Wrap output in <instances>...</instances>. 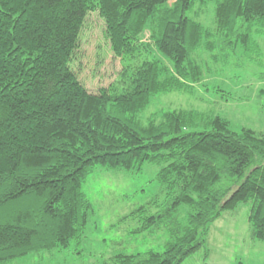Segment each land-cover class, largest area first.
I'll list each match as a JSON object with an SVG mask.
<instances>
[{"label":"trees","instance_id":"1","mask_svg":"<svg viewBox=\"0 0 264 264\" xmlns=\"http://www.w3.org/2000/svg\"><path fill=\"white\" fill-rule=\"evenodd\" d=\"M209 3L214 32L197 20ZM94 12L122 66L97 94L72 68ZM256 37H264V0H0V264L80 245L94 214L84 184L98 166H160L163 199L120 222L136 221L134 236L169 234L164 251L104 264H183L242 205L252 238L264 242V132H237L196 110L141 117L158 95L194 92L201 51L214 64H261ZM182 206L184 224L174 220Z\"/></svg>","mask_w":264,"mask_h":264},{"label":"rangeland","instance_id":"2","mask_svg":"<svg viewBox=\"0 0 264 264\" xmlns=\"http://www.w3.org/2000/svg\"><path fill=\"white\" fill-rule=\"evenodd\" d=\"M213 11L214 6L209 3L199 11L197 20L214 32ZM105 33V24L99 13H91L72 62L78 79L92 94L112 84L122 68ZM149 38L150 33L143 36L145 42ZM256 40L263 52L261 64L248 62L244 68H237L233 61L227 65L214 64L208 52H199L198 61L204 69L202 83L194 86L192 94L158 95L142 119L146 121L154 114L172 110H196L226 119L231 129L237 132L243 128L264 132V37H256ZM160 169L154 164H145L140 172L96 167L84 184L94 214L82 243L62 252L30 255L12 264H104L119 253L164 251L169 240L165 227L134 236L129 232L139 224L133 220L120 222L122 217L159 197L160 186L156 177ZM162 199L161 196L157 198ZM249 214L250 205L224 213L212 225L205 247L183 264H264V242L252 238ZM186 219L187 208L182 206L174 220L184 224Z\"/></svg>","mask_w":264,"mask_h":264}]
</instances>
